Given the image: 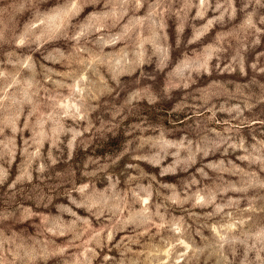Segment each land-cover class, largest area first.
<instances>
[{"label": "clouds", "instance_id": "9594fccd", "mask_svg": "<svg viewBox=\"0 0 264 264\" xmlns=\"http://www.w3.org/2000/svg\"><path fill=\"white\" fill-rule=\"evenodd\" d=\"M0 264H264V0H0Z\"/></svg>", "mask_w": 264, "mask_h": 264}]
</instances>
